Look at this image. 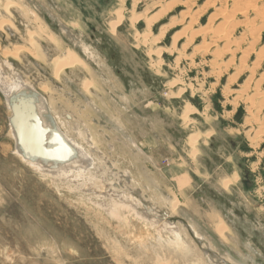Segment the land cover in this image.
<instances>
[{
	"label": "rangeland",
	"instance_id": "rangeland-1",
	"mask_svg": "<svg viewBox=\"0 0 264 264\" xmlns=\"http://www.w3.org/2000/svg\"><path fill=\"white\" fill-rule=\"evenodd\" d=\"M27 1L52 40H35L36 64L11 55L22 42L7 27L0 61L47 96L85 170L45 174L12 154L0 93V264H264V98L255 96L264 56L254 61L264 30L254 43L248 28L256 16H236L218 56L210 30L224 0ZM54 59L66 63L57 80ZM148 206L166 219L146 217Z\"/></svg>",
	"mask_w": 264,
	"mask_h": 264
},
{
	"label": "bare ground",
	"instance_id": "bare-ground-1",
	"mask_svg": "<svg viewBox=\"0 0 264 264\" xmlns=\"http://www.w3.org/2000/svg\"><path fill=\"white\" fill-rule=\"evenodd\" d=\"M219 8L218 13L215 12V14H213L216 20L220 21V24L218 23L219 25L217 27L214 29L211 28L210 30L214 36L212 37L215 38L214 41L221 40L220 42L222 43L220 50L213 49L214 52H212L215 55L222 56V54L228 52L230 47L229 44L233 42L232 38H230V32L235 30L238 23L240 24L239 19L238 22H236L237 15L246 17L252 13L256 16L257 19H252L249 21L250 23L248 22L249 30H254L253 32H250V39L251 42L255 43L260 31L264 30V0H224L223 5ZM130 14L133 16L134 11H130ZM16 16L20 17L21 24L22 26L24 25L22 30L14 29L12 22ZM40 20L41 19L37 16L35 9L28 6L27 0H0V31L10 27L12 35L16 37L17 40L15 43H18L19 41L22 42V45L18 46L17 44L13 47L10 52L11 55L16 56L20 53L30 54V56L33 57V62L37 64L38 59L36 58L42 57L43 53L41 54V51L37 49L35 40L46 42L52 40L50 29L47 24H44L42 21L39 23ZM149 20L150 18L148 19L146 16L136 17V22L148 23ZM34 22L37 23L36 27L32 26L35 24ZM209 25L211 26V24ZM147 29H149V27H147ZM147 32H149V30L139 31L136 32L135 35L136 37L147 38ZM61 44H63V41L59 40L58 45ZM259 49L261 50V54H259L254 60L257 64L259 63V58L264 56V46L262 45V48L260 47ZM6 52L7 49H2L0 54L5 55ZM65 53V55L69 54L68 51ZM249 53L246 51L244 55ZM68 56H70V54ZM212 61H214V59ZM53 65L54 75L57 80L60 78V73L66 67V63L54 59ZM226 65H224V68ZM239 70V67L235 69V71ZM55 82L57 83L58 81ZM88 86V84H84L83 87L86 88ZM40 88H43V91L47 90L46 85H43V87ZM253 89L256 90L257 87L255 86ZM0 93L2 94L6 107L10 112L9 133L15 145L12 154H16L25 163L45 174L50 173L53 175L68 173V176H71L74 173L84 172L85 169L74 166V164L77 163V160L75 159H81L83 154L79 149L75 148V143L72 140L73 138L61 132L59 126L53 123L52 116L45 105L47 102V96L45 97L36 91L31 83L24 82L17 73L11 72L5 61H0ZM239 96H246L244 90L241 91ZM255 96H258L260 102L264 98L263 93H256ZM252 98L253 97H251V99ZM247 99L250 98L248 97ZM256 101L257 100L253 99L254 103H256ZM188 108L189 107L183 110L186 112ZM143 211H145V216L151 220L164 221L166 219V217L156 214L152 207H144ZM223 223V220L220 221V224ZM220 228L221 227L218 228L219 231L223 229ZM130 258L131 257L129 256V259ZM163 262H165L163 264H170L166 261Z\"/></svg>",
	"mask_w": 264,
	"mask_h": 264
}]
</instances>
